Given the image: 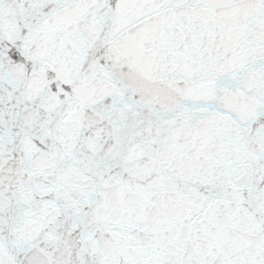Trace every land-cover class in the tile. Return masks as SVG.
<instances>
[{"label":"snow or ice","instance_id":"1","mask_svg":"<svg viewBox=\"0 0 264 264\" xmlns=\"http://www.w3.org/2000/svg\"><path fill=\"white\" fill-rule=\"evenodd\" d=\"M0 264H264V0H0Z\"/></svg>","mask_w":264,"mask_h":264}]
</instances>
